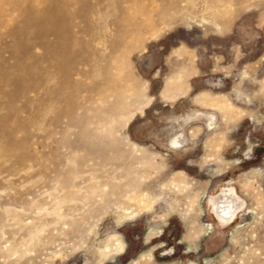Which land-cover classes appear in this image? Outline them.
<instances>
[{
	"label": "rangeland",
	"instance_id": "1",
	"mask_svg": "<svg viewBox=\"0 0 264 264\" xmlns=\"http://www.w3.org/2000/svg\"><path fill=\"white\" fill-rule=\"evenodd\" d=\"M194 263L264 264V0H0V264Z\"/></svg>",
	"mask_w": 264,
	"mask_h": 264
},
{
	"label": "bare ground",
	"instance_id": "2",
	"mask_svg": "<svg viewBox=\"0 0 264 264\" xmlns=\"http://www.w3.org/2000/svg\"><path fill=\"white\" fill-rule=\"evenodd\" d=\"M120 106V105H119ZM250 144V143H249ZM235 161V160H234ZM236 163V162H235ZM248 172V171H247ZM244 178V177H243ZM229 202V201H228ZM232 208H233V205H232V203L231 202H229V203H227V204H223V205H221L220 206V212H221V214H219L221 217H223L222 216V214H226V213H229V212H231V210H232ZM206 223V222H205ZM211 223V222H210ZM212 225V224H211ZM204 227V226H203ZM213 227V226H212ZM236 228V227H235ZM237 229V228H236ZM212 230V229H211ZM203 231V230H202ZM204 232V231H203ZM201 233V232H200ZM232 236V235H231ZM233 237V236H232ZM184 238V237H183ZM233 239V238H232ZM231 239V240H232ZM195 240V239H194ZM186 241V240H185ZM149 242V241H148ZM193 244V243H192ZM198 244V243H197ZM195 247V246H194ZM124 249V248H123ZM190 250V249H189ZM195 251V250H194ZM116 256V255H115ZM204 259H206V258H204ZM214 259V258H213ZM206 262V261H205ZM217 262V261H216ZM210 263V262H209ZM212 263V262H211ZM194 264H196V263H194Z\"/></svg>",
	"mask_w": 264,
	"mask_h": 264
}]
</instances>
